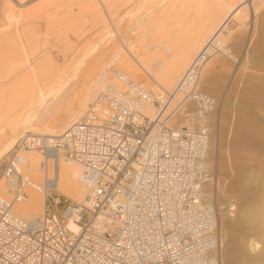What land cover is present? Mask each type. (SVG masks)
Here are the masks:
<instances>
[{
    "label": "built area",
    "instance_id": "built-area-1",
    "mask_svg": "<svg viewBox=\"0 0 264 264\" xmlns=\"http://www.w3.org/2000/svg\"><path fill=\"white\" fill-rule=\"evenodd\" d=\"M205 60L199 56L182 82L196 105L192 128L160 121L166 100L122 75L131 91L101 92L57 136L20 138L0 164V182L15 187L10 198L0 195V264H221L217 210L204 201L207 175L198 170L217 108L198 89ZM22 151L65 153L81 166L89 192L80 202L65 200L59 215L45 205L37 223L16 216V200L31 184Z\"/></svg>",
    "mask_w": 264,
    "mask_h": 264
},
{
    "label": "rangeland",
    "instance_id": "rangeland-1",
    "mask_svg": "<svg viewBox=\"0 0 264 264\" xmlns=\"http://www.w3.org/2000/svg\"><path fill=\"white\" fill-rule=\"evenodd\" d=\"M226 1L229 4L239 2V0ZM248 1L250 4L255 0ZM256 1H260L256 15L252 14L250 8V11L248 10V6L247 13L242 10L239 14L243 17L248 14L245 25L240 26L238 20H235L237 18L229 22L228 31L226 30L225 36L220 40L222 51L208 56L205 63L206 70L202 73L199 84L201 85L199 90L215 98L219 104L218 110L212 116L214 137L202 168L207 175L204 184L206 201L216 208L223 233L225 264H264V210L249 220L243 219L247 222L242 220L244 214L255 203L264 206V0ZM5 2L0 0V142L9 139L10 126L18 118L25 116L43 96H47L71 76L83 57L91 53L95 40L100 39L105 32L104 27L92 29L91 16L86 8L88 0H22L24 6L16 10L9 8V4L6 5L8 0ZM171 5L169 3L158 8L159 10L152 14L154 21L131 33V41L141 45L146 43L150 54L158 59L171 58L173 51H168L164 47L167 45L176 47L181 40L179 36L182 32L179 27L182 21L180 20L185 18L180 15L179 5L175 4L174 10V7L171 9ZM34 6L36 10L33 12ZM168 6L171 13L166 15L164 11ZM29 8H32V13L28 12ZM177 16L179 18H176ZM128 20L126 17L124 21ZM165 20L169 21L166 29L162 26ZM176 29L180 31L176 33ZM98 54L99 52L92 53L86 58L78 75L65 88L66 93L62 94L60 102L55 104L50 110L51 113L44 117L46 124L47 121L56 119L71 101L78 98L88 80L98 74L103 66L102 57ZM45 64L47 65L43 67ZM39 65H41L40 77L32 79L23 77L32 67ZM116 70L118 69L115 68L111 72L114 78ZM136 83L152 94L158 92L150 81L137 79ZM185 99L183 110H186L190 116L187 118L186 114L182 115L183 113L176 110L172 120L169 117L163 119L170 128L180 129L179 126L192 128L195 125L196 105L191 99ZM90 103L92 101L87 104L78 118L86 112ZM220 117L221 122H219ZM255 123L261 125L257 129L259 135L255 133L253 126ZM17 143L12 151L17 149ZM11 152L0 159V164ZM23 153L25 151H22L21 155ZM35 154L44 158L39 152ZM26 173L33 179L31 173ZM250 178L252 182L248 185L243 184L244 179ZM207 194L214 195L207 197ZM6 195L11 197L9 194ZM46 196L43 217L45 205H49L52 211L59 215L62 213L65 200L80 202L84 199L76 200L75 192L72 197H66L57 190L46 192ZM53 198L60 199L61 203L55 206ZM230 203L235 204L236 207L232 215L226 212ZM252 243L260 246L257 247L258 250H251ZM238 247L243 248L247 256L240 255L237 251L240 249ZM233 251H236V254Z\"/></svg>",
    "mask_w": 264,
    "mask_h": 264
},
{
    "label": "bare ground",
    "instance_id": "bare-ground-1",
    "mask_svg": "<svg viewBox=\"0 0 264 264\" xmlns=\"http://www.w3.org/2000/svg\"><path fill=\"white\" fill-rule=\"evenodd\" d=\"M5 1L7 2V0ZM21 1L22 0H8V3L6 2L5 3L6 5L9 4L10 6L9 8L16 10V8L24 6L22 5ZM88 1L89 2L86 8L91 16V23L93 25L92 29L97 30L101 27H104L105 32L102 34L100 39L95 40L94 48L92 49L91 53L83 57V59L76 66L75 71L71 74V76L69 75L70 77H68L63 83H60L59 86L57 88H54L47 96H43V98L40 97L42 98V100L40 99L39 102L38 99L37 100V102H39L38 104L31 107L29 112L25 116L23 117L21 116V118H18L16 122H14L12 126H10L11 136L9 137V139L0 142V159L3 156H5L7 153H10L14 145H16L17 141L20 138L25 137L26 134H28L29 132H33L32 133L33 135H38V136H57L58 134H61L70 124H72L74 121L78 119V116L81 113H83V110L85 109L87 104L90 101L93 102L101 92H107L111 89L116 90V92L118 93H125L127 91H131L132 87L131 85L129 86L128 84L136 83L137 79H142L145 82L150 81L153 84L154 88L158 91L156 94H154L155 97H162L164 101L166 100L165 108L160 113L161 116L160 121H162L163 119L165 120V117L167 118L169 117L170 120H172L174 118L173 113L176 110L177 112L183 113L182 115L186 114V117L188 118L190 115L187 114L188 112L186 110L185 111L183 110V108L185 107L183 103L186 101L185 98H189L187 95H188V90H190L184 88V86L182 85L185 74L190 70V67L194 64V62L197 60L199 56L203 55L204 58H208V56H212L214 53L217 54L222 51L220 40L225 36V32L227 30L229 22L237 18L235 20H238L240 26L245 25V21L247 20L248 14L244 17L239 15L242 10H244L247 13L246 7L248 6V10L250 8L252 10L251 11L252 14L256 15V12L258 11L257 9L260 8L258 7L260 1L258 2L256 0L251 1L250 4L248 0H239V2L236 4H233V2L229 4L227 3L226 0H88ZM169 3L172 4L171 9L174 7L173 10L175 9V4L179 5L180 15L181 16L183 15L185 18L183 20H180L182 21L179 27L181 31L179 29H176V33L178 32V30L182 32L181 34L179 32L180 34L179 37L181 40L179 39L180 41H178L176 47H173L171 45H167L164 47L168 51H173V55L171 58L165 57L163 59H158L157 57L150 54L151 52L148 46L146 45V43L141 45V44H137L136 41H131V33L132 32L134 33L135 30L145 27L147 24H150L151 21H154L152 19V14L158 8L166 6ZM39 5L42 6L41 4ZM40 6L37 7L40 8ZM29 9H30L28 11L29 13L30 12L32 13V10L33 12L36 10L35 6L33 7V9L32 8ZM169 9H170L169 6L166 7L164 14L166 15L170 14L171 12H169ZM28 12H26L27 15ZM16 13L17 12L14 11V14ZM12 15L11 17L13 18ZM126 17L127 20L129 19L128 21H124ZM176 18L179 17L177 16ZM10 20L13 19L10 18ZM168 24L169 21L165 20L162 24L163 28L166 29ZM26 31H28V29ZM139 43L141 42L139 41ZM20 48L22 49V47ZM97 52H99L100 55L99 54L98 55L99 57H102V61H103L102 62L103 66L100 65L102 67L99 69L98 74H95V76H93L88 80V83L85 85L84 89L82 90L78 98H76L74 101H71L66 106V108L58 114V117L56 119H53L52 121L49 122L47 121L46 124L44 121V117H46L47 114L51 113L50 110H52L51 108H53L55 104H58L60 102V100L62 99V94L66 93L65 88L68 85H70L72 80L78 75L77 73L79 72V69L81 68L82 64H84L86 58H88V56H90L92 53L95 54ZM41 53H43V51H41ZM47 58L51 59L52 57L51 58L47 57ZM45 62H46V58L44 63ZM205 63L206 60L205 62H203L201 66L200 80L202 73L204 72V70H206L207 65ZM46 65L47 64L42 66L45 67ZM40 66L41 65L34 66L31 69L28 67L30 70H28L27 73L25 72L26 75H24L23 77H30L31 79L40 77V71H41ZM115 68L118 70H116V74H114L115 76L114 78L111 72H113V69ZM122 75H124L127 78V80L130 81L128 84L125 83V81H123L124 78L122 77ZM200 86H198V89ZM144 90L147 91L146 89ZM164 93H166L169 96L168 99H165ZM93 97L94 100H92ZM218 106L219 104L217 102L216 111L218 110ZM156 113L157 112L155 110V107L150 106L147 108V113H146L147 116L153 118L156 115ZM219 119H220L219 122H221V117ZM256 124L257 123H255V125L253 126L256 131L255 133L259 135L257 129L261 125L258 124L256 125ZM179 127L180 129L185 128V126H179ZM250 142L252 141L250 140ZM263 145L260 146L263 147ZM35 152L37 151H32V152L25 151V153L21 155L24 163L21 170L24 172L26 171L31 173L33 175V179H31L30 176L26 173L31 184L25 190L27 192L26 193L27 195L20 196L16 200V204L14 206V214L24 220L37 223L39 220H42L43 218V206H44L46 192L50 190H57L66 197H72L73 193L75 192L76 195L75 199L81 200L87 195V193L89 192V188L86 185H84V183L81 180V175H82L81 166L71 158L67 157L65 153L51 152L46 155L42 154L44 156L43 158L35 154ZM205 158L203 162H201L198 166V170L201 173L203 172L202 167L205 163ZM252 181H253L252 178L247 180L244 179L243 184L248 185L249 182ZM5 184L6 183L4 181L0 182V195L10 194L11 190L12 192L15 190V187L13 186L11 187ZM208 196L210 197L211 194L210 195L207 194V197ZM204 201L207 203L205 192H204ZM231 205H233V212L235 211L236 209L235 204L230 203L227 206L226 212L228 211V208ZM263 210H264L263 205H261L260 203L259 204L255 203L244 214L242 220L243 219L249 220V218L255 216L257 213H261V211ZM217 221H218V229L221 239V243H220L221 249H220L219 257L221 264H225L226 261H224V256H223V233L221 230L219 220L217 219ZM68 227L71 231L75 233L79 231L78 226L72 222L69 223ZM258 246L259 245H257V243L256 244L252 243L251 250L257 249ZM237 251L239 252L240 255L242 254L246 255L245 250L243 248H240ZM233 252L236 254V251ZM232 261L233 258L231 257V263Z\"/></svg>",
    "mask_w": 264,
    "mask_h": 264
}]
</instances>
